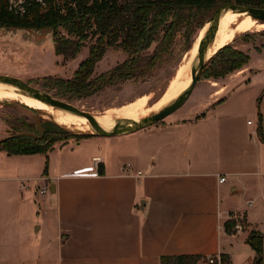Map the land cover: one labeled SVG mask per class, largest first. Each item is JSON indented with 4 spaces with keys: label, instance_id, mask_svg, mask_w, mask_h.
Instances as JSON below:
<instances>
[{
    "label": "crops",
    "instance_id": "obj_1",
    "mask_svg": "<svg viewBox=\"0 0 264 264\" xmlns=\"http://www.w3.org/2000/svg\"><path fill=\"white\" fill-rule=\"evenodd\" d=\"M261 72L264 79V70L251 77ZM226 86L214 88L212 104L204 115L160 123L145 132L150 140L140 144L133 158L138 163L136 169L146 171L142 176L125 172L122 163L107 171L101 161L97 170L94 166L77 170L76 166L52 177L51 160L46 155L47 167L40 177L48 190L51 186L53 190H49L50 196L36 194L33 203L27 191L9 188L11 179L0 177V264H159L161 255L200 254L204 259L221 253L234 264L233 251L242 241L250 249L240 256L242 264H253L254 253L245 242L246 235L237 237L245 226L237 221L241 216L231 199L240 189L220 195L226 178L219 182L218 176H244L236 184L245 196L252 184H260L251 178L260 172L249 168L264 165V106L249 138L240 131L228 142L233 154L222 166L233 171H212L201 141L215 117L220 118L214 113L217 105L225 101L224 96L218 100L213 95L223 93ZM184 131L189 138L181 136ZM150 155L158 160L148 158ZM94 157L100 158L91 159ZM254 199L244 201L251 206ZM36 209L37 214L39 210L46 214L41 222L33 219ZM227 219L238 222L232 227L236 234L225 231ZM30 224L35 237L43 231L46 243L42 252L22 256L15 245L8 249L20 234L29 238Z\"/></svg>",
    "mask_w": 264,
    "mask_h": 264
},
{
    "label": "rangeland",
    "instance_id": "obj_2",
    "mask_svg": "<svg viewBox=\"0 0 264 264\" xmlns=\"http://www.w3.org/2000/svg\"><path fill=\"white\" fill-rule=\"evenodd\" d=\"M214 9L199 13L200 23L193 27L189 36L187 38L177 36L172 54L156 63L154 69L142 79L120 81L88 95L63 94L64 91L60 86L53 85L45 78L49 76L71 78L79 63L87 55L88 44L81 48L75 58L64 60L62 56L54 54L53 36L50 28L0 27V74L20 78L55 98L100 117L106 115L109 110L114 112L121 108L128 109L133 105L140 104L148 94H152V102L162 96L168 81L177 71L183 72L182 64L187 61L190 54V52L185 54L184 52L190 47L200 27ZM222 42H224L223 45L230 44L234 49L248 54L251 58L250 61L240 70H235L215 79L204 77L201 70L192 92L183 105L155 124L127 134L102 136L94 131L86 134L61 124L58 125V122L55 123L51 118L42 116L34 108L12 100H5L0 103V140L17 134H26L38 138L48 136V143H50L52 151L47 156L51 160L52 169L50 172L52 177L64 169L76 166L78 167L77 170L91 168L93 166L92 156H99L107 171L114 169V165L116 167V164L118 166L119 163H122L121 166L125 172H137L139 170L136 169L138 163L133 158L140 149V144L144 143L145 140H150L144 136L146 131L159 126L160 123H169L179 118L190 121L194 117L204 115L212 104L211 92L214 88L227 84L223 93L213 95L218 100L224 96L225 101L217 105L214 113L220 115V118L218 117V120L215 117L213 126L210 131L206 132L201 145L205 147V156L210 160L212 171H233L222 166L226 162L227 156L233 154L232 147L228 142L235 140L240 131H245L247 138H249L248 132L257 125V115L264 106L263 73L251 77L256 72L264 70V23L251 22L241 25L232 30ZM126 56V52L120 48L107 49L103 57L96 63L92 77L111 69L123 61ZM209 59L210 57L206 63L210 61ZM249 79L250 82L245 83ZM219 91L222 92V88ZM176 94L177 91L171 95V98ZM248 120L251 124L247 122ZM45 122L51 123L47 125V128L49 126L48 129L46 125L44 126ZM180 134L184 138H189L186 137V131L180 132ZM250 143L253 147V143L251 141ZM147 151L149 155V150ZM250 155H253V150L250 151ZM20 158H28V161L23 162ZM148 158L158 160L155 155H150ZM45 162L46 155L44 154L25 156L7 155L0 152V177L11 179L9 188L27 191L29 200L33 203V200L37 198L36 194L42 195L39 190L47 183H43L40 177ZM249 169L260 172L259 175L251 177L258 179L260 184H252L251 188L248 189L247 196L236 184L237 179L244 177L242 175L225 176L226 181L221 185L220 195L229 194L230 189L233 188L240 189L232 194L231 199L241 216L237 221L241 226H245L243 231L237 234V237L241 239L244 235L247 238L249 233L260 234L262 236L261 264H264V206L262 205L264 199V165L256 168L254 164L253 168L250 167ZM139 172L141 176L146 173L142 169ZM43 195L50 196L49 190L46 189ZM245 198L255 199L253 204L248 206L244 201ZM44 215L46 214H43L42 210H39L37 214V209L32 213L36 222H41ZM234 222L235 225L238 223L236 220ZM233 228L230 229V234H236ZM42 232L38 237H35L34 227L30 224L27 233L29 238L22 237L20 234L14 243L9 244L8 249L11 245H15L20 255L27 252L38 255L46 243V238L42 236ZM245 245L242 241L233 251L234 264H242L240 256L250 250ZM251 249L255 256L254 249L252 247Z\"/></svg>",
    "mask_w": 264,
    "mask_h": 264
},
{
    "label": "trees",
    "instance_id": "obj_3",
    "mask_svg": "<svg viewBox=\"0 0 264 264\" xmlns=\"http://www.w3.org/2000/svg\"><path fill=\"white\" fill-rule=\"evenodd\" d=\"M8 1L0 0V27L50 28L54 54L64 60L75 58L88 44L87 55L71 78H45L60 86L63 94L79 96L120 81L146 77L156 63L172 54L177 36H189L193 27L200 23L201 12L225 2L264 8V0H43L44 6L30 0L24 13L18 14L9 9ZM109 48L124 50L126 58L92 77L96 63ZM209 60L202 68L203 75L215 79L240 70L250 57L226 44ZM50 124L45 122L44 126L47 128ZM0 151L8 155H47L52 149L48 136L38 138L20 134L0 140ZM234 225L233 219L226 220L225 231L230 232ZM246 242L255 251L253 263L261 264L262 236L249 233ZM219 257L220 264H231L227 254L221 253ZM202 260L200 254L161 255L159 264H201Z\"/></svg>",
    "mask_w": 264,
    "mask_h": 264
},
{
    "label": "bare ground",
    "instance_id": "obj_4",
    "mask_svg": "<svg viewBox=\"0 0 264 264\" xmlns=\"http://www.w3.org/2000/svg\"><path fill=\"white\" fill-rule=\"evenodd\" d=\"M251 22H259L254 18H251L244 12H233L227 10L221 13L218 24L211 32L210 45L207 49L206 58L211 57L216 53V51L223 45V39L235 28L249 24ZM262 23V22H260ZM208 27L206 23L195 36L191 46L189 57L185 63L182 64L183 72L181 70L177 71L168 81L164 93L160 98L151 102L153 98L152 94H148L146 99L140 104L133 105L132 107L126 109L121 108L112 112V110L107 111V114L104 116H98L96 114L90 113L94 120L104 129L110 130L113 126L115 120L131 123L138 121L141 118L156 112L173 99H175L181 92H183L187 86L190 84V66L198 54L199 42L204 36L205 30ZM195 50V51H194ZM195 52V53H194ZM177 94L171 98V95ZM170 98V99H169ZM5 100H12L17 103H21L28 107L34 108L44 117H49L51 120L58 125H63L67 128L79 131L81 133H90L92 128L88 124L86 118L80 117L78 115L72 114L71 112L54 108L51 105H48L41 100L34 98L28 94L20 92L15 86L1 83L0 82V103H3Z\"/></svg>",
    "mask_w": 264,
    "mask_h": 264
},
{
    "label": "water",
    "instance_id": "obj_5",
    "mask_svg": "<svg viewBox=\"0 0 264 264\" xmlns=\"http://www.w3.org/2000/svg\"><path fill=\"white\" fill-rule=\"evenodd\" d=\"M227 10H231L233 12H244L251 18L264 23V8L262 7L241 5L234 2H225L217 6L212 14L208 17V19L200 27L201 29L206 23H208V27L205 30L204 36L199 42L198 54L196 55L190 66L191 81L187 88L183 92H181L175 99H173L171 102H169L156 112H153L141 118L140 120L131 123H125L116 120L114 121L113 126L110 128V130H104L87 111L81 110L68 102L55 98L49 93L28 84L20 78L7 74H0V82L15 86L20 92L33 96L34 98H37L42 102L53 106L54 108L62 109L71 112L72 114L86 118L92 130L102 136H113L135 132L139 129L145 128L157 123L158 121H161L166 116L170 115L183 105V103L192 92V89L194 88V85L200 76L201 70L208 60V58H206V55L208 46L210 45L211 32L218 24L221 13ZM49 190L52 192V186L49 187Z\"/></svg>",
    "mask_w": 264,
    "mask_h": 264
},
{
    "label": "built area",
    "instance_id": "obj_6",
    "mask_svg": "<svg viewBox=\"0 0 264 264\" xmlns=\"http://www.w3.org/2000/svg\"><path fill=\"white\" fill-rule=\"evenodd\" d=\"M30 0H9L8 4H9V9L12 10L14 13H18V14H23L25 9H26V5L28 4ZM35 2H38L40 5L44 6V1L43 0H32ZM248 123H250V121H248ZM101 160L98 157H94L93 158V166L96 168H98V165L100 164ZM93 166L91 167L93 169ZM89 168V169H91ZM77 175H81V174H86V173H75ZM138 175H141L139 171H137ZM225 180V177L223 175H219L218 176V181L219 182H223ZM48 189L47 184H44L43 187H41V189L39 190L40 194H44V191ZM263 204H264V199H263ZM220 264V257L219 255L216 256H208L206 258H204L201 261V264Z\"/></svg>",
    "mask_w": 264,
    "mask_h": 264
}]
</instances>
